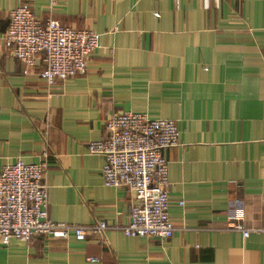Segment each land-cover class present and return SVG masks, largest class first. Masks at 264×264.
<instances>
[{"label":"crops","instance_id":"crops-1","mask_svg":"<svg viewBox=\"0 0 264 264\" xmlns=\"http://www.w3.org/2000/svg\"><path fill=\"white\" fill-rule=\"evenodd\" d=\"M22 2L101 34L85 74L51 87L41 65L22 75L3 44ZM122 111L177 123L170 237L124 233L135 195L105 186L104 157L87 151ZM17 158L46 163L51 220L110 227L0 240V264H264V232L225 228L237 200L245 225L264 224V0H0V171Z\"/></svg>","mask_w":264,"mask_h":264},{"label":"built area","instance_id":"built-area-1","mask_svg":"<svg viewBox=\"0 0 264 264\" xmlns=\"http://www.w3.org/2000/svg\"><path fill=\"white\" fill-rule=\"evenodd\" d=\"M101 34L74 29L59 20L34 15L31 5L22 2L9 13L3 34L8 53L18 59L22 75L41 65L37 76L48 87L76 74H85L91 53L100 47ZM108 135L89 141L87 151L104 157L103 179L107 187L132 191L137 200L131 206L130 222L122 225L128 236L167 238L175 225L169 212V165L164 151L180 143L177 123L169 118H152L137 111L113 113L106 121ZM45 162L29 163L17 158L0 171V240L29 241L37 234L78 240L90 235L104 236L105 221L86 225L56 222L48 216V194L44 183ZM246 210L235 201L228 214L231 230L245 237L264 232V224H244ZM94 259V258H91Z\"/></svg>","mask_w":264,"mask_h":264}]
</instances>
